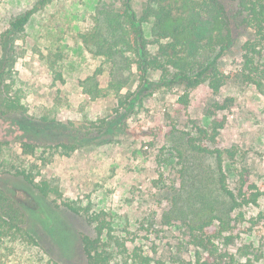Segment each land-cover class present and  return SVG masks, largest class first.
I'll return each mask as SVG.
<instances>
[{
	"label": "rangeland",
	"instance_id": "1",
	"mask_svg": "<svg viewBox=\"0 0 264 264\" xmlns=\"http://www.w3.org/2000/svg\"><path fill=\"white\" fill-rule=\"evenodd\" d=\"M37 1L0 0V58L2 33ZM117 1L52 0L32 16L17 41L26 54L16 64L14 89L25 92L29 126H5L0 120V137L15 138L0 148V180L23 204L28 224L23 230L0 226V264H86L82 236H96L102 221L112 264L131 262L136 249L166 264H195L198 252L203 259L211 256L214 264H264V94L247 77L254 76L255 66L264 74V35L243 27L235 32V45L218 61V71L229 76L218 92L207 77L195 87L173 84L147 97L150 90L143 91L131 106L117 111L111 93L93 97L83 91L82 82L103 68L98 76L106 92L109 71L107 61L89 52L81 39L93 28L97 8ZM143 1L134 0L140 13ZM151 26L146 25L150 37ZM218 51L203 43L197 52L208 62ZM247 54L255 62L248 67ZM132 80L134 91L139 82ZM186 90L188 105L179 102ZM216 103L226 106L221 110ZM215 116L226 124L211 142L199 135L197 125L207 127ZM185 133L202 145L235 152H225L224 158L233 190L238 192L240 173L247 168L262 192L257 203L229 213V230L221 231L218 218L205 227L201 234L211 250L195 243L190 223L221 215L231 201L218 189L215 156L192 151ZM25 135L44 142L33 155L23 152ZM73 143H78L73 151L64 145ZM23 171L48 183L51 193L44 196L27 183ZM205 192L213 195L211 214H206L204 199L194 201Z\"/></svg>",
	"mask_w": 264,
	"mask_h": 264
},
{
	"label": "trees",
	"instance_id": "2",
	"mask_svg": "<svg viewBox=\"0 0 264 264\" xmlns=\"http://www.w3.org/2000/svg\"><path fill=\"white\" fill-rule=\"evenodd\" d=\"M51 1L38 0L32 8L15 16L2 33L0 120L5 126L8 123L29 126V119L26 116L29 109L24 101L25 92L23 88L14 89L16 64L26 54V49L17 44V41L32 16ZM149 23H152L151 37L148 36L146 29ZM242 27L264 35V0H144L141 13L136 10L134 0L104 3L96 10L93 28L89 32L82 33L81 39L89 52L107 61L109 82L104 92L98 75L105 69L100 68L82 82L83 91L93 97L111 93L117 98V111L131 106L132 101L141 98L143 91L150 90V93L145 94L147 97L153 94L154 90L171 87L173 84L185 83L187 87H195L207 77L210 78L213 90L218 92L229 77L218 71V61L227 49L235 45L237 38L235 32ZM203 43L209 44L211 48H219L218 54L212 61H202L198 56L197 51ZM244 47L248 53L250 50L248 41ZM255 48L252 44L251 49L255 50ZM249 63L255 64L253 58L247 54L246 67ZM55 64L56 61L51 63L53 69H56ZM134 66L137 68L135 73ZM255 68L257 70L253 71L254 76L247 75V77L248 79L250 77L264 94V74H259L258 67L255 66ZM57 73L58 78H62L61 73ZM157 73L160 74L159 79H152ZM131 77L139 82L137 90H132ZM126 87L128 91L123 93ZM189 98L190 94L186 90L179 96V102L188 105ZM215 106L222 110L226 103H216ZM213 113L215 114V111ZM46 119L48 118L44 117V120ZM106 124L107 121L103 120L102 127L104 128ZM225 124V119L215 116L209 126L197 125V130L203 138L216 142ZM185 134L192 151L211 153L215 156L218 189L231 201V205L228 209L221 211V215H206V219L190 223L196 238L195 243L203 246L205 250H211L204 240V235L201 234V232L204 233L205 227L218 218L223 223L221 231L229 230V213L244 204L257 203L262 192L258 190L256 183L250 180V171L247 168L240 173L241 184L238 192L228 185L224 167L225 152L234 156V151L202 145L198 142L200 139L192 136L191 133ZM14 140L15 138L10 135L4 139L0 137V148ZM21 144L25 154L33 155L38 144H44V142L31 140L29 135H25L21 139ZM64 145L72 151L78 147V143ZM21 175L44 196L51 193L48 183L36 182L25 171ZM201 183L204 187V182L201 181ZM249 191L251 193L248 195ZM212 196L211 192L200 193L201 199L194 200L201 203L204 199L205 209L209 207L206 214H211L215 210ZM65 206L75 213H80V209L73 203L65 202ZM27 224L28 215L23 204L0 180V226L23 230ZM105 224L106 222L102 221L96 226V236L89 234L82 236L83 249L87 257L86 264H112L111 254L104 247L107 227ZM131 258L132 261H126L125 264H166L150 255L140 253L138 249L134 250ZM195 264H214V261H211V256L203 259L198 252Z\"/></svg>",
	"mask_w": 264,
	"mask_h": 264
}]
</instances>
